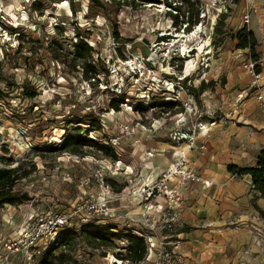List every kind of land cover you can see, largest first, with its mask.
I'll use <instances>...</instances> for the list:
<instances>
[{
	"label": "rangeland",
	"instance_id": "rangeland-1",
	"mask_svg": "<svg viewBox=\"0 0 264 264\" xmlns=\"http://www.w3.org/2000/svg\"><path fill=\"white\" fill-rule=\"evenodd\" d=\"M193 1L192 7H187L182 0L121 7L118 1L108 0H100L104 5L97 0H0V166L23 163L25 169H31L30 175L19 179L14 188L38 194L33 201L36 209L68 210L82 195L81 180L112 165L107 169L108 181L114 185L115 192L124 191L122 200L127 209L123 208L126 209L124 214L120 211L114 217L98 218L93 223L101 227L104 226L100 225L101 220H107L106 225L131 232L133 228H140L142 232L152 233L154 241H170L166 246L172 253L174 245L181 242L179 233L191 229L182 207L192 198H184L183 194L195 181L187 183L180 199L166 201L174 203L166 223L154 221L156 216L147 215L145 206L143 213L148 217L138 213L130 225L127 223L131 219L125 214L128 209H134L133 204L139 207L145 203L137 204L139 199L131 191L155 171L156 167L149 170V162L155 160L160 165L164 161L166 165L156 168L160 172L175 160L172 151L157 148L158 142L174 146L177 144L174 133L182 131L190 133L192 142L202 134L198 127L200 121L208 122L209 130L208 126L216 128L218 124L235 121L237 125L248 126L257 146L264 132L261 123L264 115L256 92L250 86L251 75L243 66L250 57L249 49L238 48L234 35L245 25L243 14L251 2L254 7L249 25H255L261 3L259 0ZM179 5L181 8H177ZM188 10L198 12L193 16L197 23H191L190 31L183 29ZM204 13L206 15L201 16ZM176 14H179L178 23ZM262 22L259 21L260 26ZM77 26L81 32H90L88 41L95 48V57L105 61L108 71L101 72L97 81L86 80L81 71L70 66V58L58 61L45 48L48 41L57 38L66 50H73ZM115 31L121 37L119 41ZM19 33H22L20 37ZM23 34L26 37L22 38ZM161 36L166 38L160 39ZM258 41L259 54H263L264 37L259 35ZM19 44L23 46L21 50ZM31 46L35 50L32 51ZM167 80H173L180 87H175L171 93L164 89ZM202 80L206 82L204 89ZM33 90L38 91L35 97L30 96ZM120 92H126L127 97L120 104V110H113L110 101ZM165 100L173 103L163 105ZM87 114L101 122V129L91 131L90 137L107 142L110 136L121 135L124 152L120 156L114 158L94 146L84 145L85 155L75 157L59 147L63 138L73 132L70 121L76 122ZM247 118H250L248 124ZM131 130L135 133H130ZM219 136L211 132L207 142L213 145ZM225 142L227 139L222 144ZM185 147L181 145L177 151ZM148 149H156L157 155L146 167L140 164V156ZM212 150H216V154L220 152L208 146L200 159L198 156L188 159L206 180L209 179L204 176L206 172L201 163L214 161L207 157ZM91 185L95 188L96 182L93 180ZM85 199L86 196L81 204ZM22 205L23 202H15L0 206V264H26L23 256L9 255L6 259L3 250L4 242L15 235L20 225L25 212ZM115 205L117 212L118 202L115 201ZM229 216L234 218L228 222L232 225L236 220L234 211ZM259 227L252 226V230H248V236H254L244 240L240 250L254 255L264 252V225ZM85 231V226L76 220L74 226L69 225L64 230L66 240L56 255L62 250L66 255L63 261L55 260V264H110L118 257L117 253H123L119 249L125 246L122 240L116 239L109 247L96 248ZM224 241H229L235 249L237 241L234 242L233 237ZM153 255L156 256L151 257L155 258L154 264L164 262V252L156 250ZM40 260L38 255L35 264ZM135 263L129 260L122 264Z\"/></svg>",
	"mask_w": 264,
	"mask_h": 264
},
{
	"label": "crops",
	"instance_id": "crops-1",
	"mask_svg": "<svg viewBox=\"0 0 264 264\" xmlns=\"http://www.w3.org/2000/svg\"><path fill=\"white\" fill-rule=\"evenodd\" d=\"M259 2L261 3L260 12L256 13L255 25L252 27L249 25L250 23L248 24V27L254 31L258 39L259 35L264 37V0H259ZM262 20L263 22L260 26L259 21ZM259 50L261 49L258 48V52ZM262 70L264 72V66ZM249 122L250 118H247L246 124ZM261 123L264 125V118L261 119ZM218 125L215 126L216 128L208 126L211 128L207 135L200 134L191 149L188 147V140H183L174 144V146L169 142H158L160 145L157 148L167 149V152L172 151V153L177 150V147L185 145L186 147L183 151L187 153L188 159L189 156L194 158L198 156L197 158L200 159L208 150V146L209 148L220 149L217 154L216 150H212V154H210L212 151L207 154V157L214 159V161L206 164L201 163L204 168L202 170L206 172L204 176L212 181L211 185L206 186L202 181L191 182L188 186L189 189H186L187 191L184 190V198L191 197L192 199L182 207L183 211H185L183 214L185 221L191 225V229L182 230L179 233L180 237H182L181 242H179L183 253L182 260L179 262L174 261L173 263L163 262L161 264H264V252L254 255L253 252L251 254L247 250H244V252L240 250L243 241L248 238L252 239L254 236V234L248 236V230H252V226L260 228V224L264 225V218L261 217L256 207L264 209V197L260 196L259 191L253 188L250 174L237 175L228 169V164H236L242 167L254 165L257 154L261 149H264V132L259 136L260 139L255 147L253 141L255 135L248 129V126L237 125L235 121L231 122V124L222 123ZM220 126L221 128H217ZM211 132L216 135L220 134L219 138L213 142V145L211 142H207ZM243 133L246 134L241 136ZM225 139H227V142L223 146L224 144L222 143ZM202 144H205L203 145V148L206 147L205 149L202 148ZM161 164L166 165L164 161ZM160 165L154 160L150 161L149 166H147L149 170H153L157 166L160 168ZM156 168L149 176H153V174L159 175L162 169L159 172L156 171ZM127 193L129 194V192ZM116 202H118V209L116 212L114 203L113 214H118L120 211L122 213L125 212L127 209L125 201L120 199ZM137 204L140 203L137 202ZM133 205L134 209L132 211L128 209L129 211L125 213L126 216L134 217L138 213L142 216L145 204H141L139 207H135V204ZM165 206H168L167 202H165ZM189 206L191 210H189ZM231 211H234L236 220L234 224L229 225L228 222L234 219L229 218ZM103 219L105 218L103 217ZM100 223V225H106L107 220H101ZM232 237L234 242L237 241L235 249L231 248L229 241H224L230 240ZM218 239H221V241L218 242ZM254 256H257L258 261L255 260L257 258H254ZM154 257L156 258V256ZM153 258H144L135 264H154Z\"/></svg>",
	"mask_w": 264,
	"mask_h": 264
},
{
	"label": "built area",
	"instance_id": "built-area-1",
	"mask_svg": "<svg viewBox=\"0 0 264 264\" xmlns=\"http://www.w3.org/2000/svg\"><path fill=\"white\" fill-rule=\"evenodd\" d=\"M253 2L249 5V9L243 14L245 25H248L251 21V11L253 9ZM221 9L218 11L220 13ZM204 13L201 16H205ZM244 69L251 75V87L256 92V99L263 111L264 115V72L262 67L264 66V53L260 54L256 59L251 56L243 62ZM173 80H167V84L164 89H167L171 93L174 92L175 87L180 86L175 84ZM183 83V82H180ZM1 89V88H0ZM165 90V91H167ZM113 110H115L113 108ZM206 123L201 121L198 123L200 133L206 134L209 128L206 127ZM212 124V123H211ZM207 129V130H206ZM205 131H207L205 133ZM130 133H135L131 130ZM190 133L188 132H175L173 139H176L177 143L183 140H189ZM95 138V137H93ZM96 139V138H95ZM198 138L194 137L192 142H188V147L191 149ZM115 151L117 155H121L124 152L122 146L121 135H112L108 138L107 142ZM78 157L79 154H73ZM157 155L156 149H148L140 156L141 165L147 166L150 159H153ZM84 156V155H80ZM175 160L168 164L167 167L161 170L159 175L155 178L147 175L143 180V183L139 187H135L131 193L139 199V203L145 202V208H147V215L155 217L154 221L158 222L163 220L165 223L170 220L171 209L174 208V203L167 202L168 206H165V202L173 198L180 199L182 196V190L186 187L190 181H203L207 186L211 184L210 180H206L203 174L196 171L192 164L189 163L187 153L181 151L177 154V150L173 152ZM118 160L117 162H119ZM116 162V166H118ZM112 165L106 166V169L97 170L92 176L83 178L80 182L82 186V195L76 199L73 206L68 210L58 211L53 208L48 209H36L33 205L38 194H30L31 198L23 201L25 205V212L21 218L20 225L14 236H11L3 244V250L6 255V259L9 255L23 256L26 264H35L36 257L41 255L45 250L50 248L53 244L58 243L62 239L64 230L69 226L75 225V220L84 225L86 229H91L98 218L112 217L114 203L120 199H123L124 193L113 189V184L108 181V170L111 169ZM96 182V187L93 188L92 181ZM31 186L33 184L31 183ZM86 196V202L81 204L83 198ZM177 204V203H176ZM22 205V206H23ZM152 210V211H150ZM146 218L144 213L142 214ZM149 217V218H150ZM131 220L128 221L127 225H130V221H134L133 217H129ZM98 221V220H97ZM98 225V224H97ZM106 226V225H105ZM117 232H126L120 230L117 227L112 228ZM132 232L135 235L143 237L146 241V259L153 256L155 251L164 252V262L173 263L174 261H181L183 253L181 252L179 244H175L171 251H167L166 244L170 241H154L155 236L148 232H142L140 228H133ZM157 239V238H156ZM125 244L123 248H119L124 253L127 251L128 240L126 238L120 239ZM158 240V239H157ZM176 249V251H175ZM116 257V255L113 254ZM118 258V257H117ZM115 258L110 264H122L124 261L129 259Z\"/></svg>",
	"mask_w": 264,
	"mask_h": 264
},
{
	"label": "trees",
	"instance_id": "trees-1",
	"mask_svg": "<svg viewBox=\"0 0 264 264\" xmlns=\"http://www.w3.org/2000/svg\"><path fill=\"white\" fill-rule=\"evenodd\" d=\"M51 2H62L63 0H50ZM92 2L96 0H91ZM99 3L101 5L102 2ZM111 2L118 1L121 7L125 6H138L139 4H146L148 2L154 3L159 2L160 0H108ZM185 2L187 7H192L194 5L193 0H182ZM153 5V4H151ZM181 5V4H180ZM177 6V8H181V6ZM40 10V7L37 8ZM178 11V10H177ZM177 13V12H176ZM198 12H192L190 10L187 11L186 15V26L183 28L184 30L190 31L191 23H197V18L193 19V16L197 15ZM176 23L179 22V14H176ZM16 28V27H15ZM177 28V27H176ZM178 29V28H177ZM90 32H81L80 27H75V41L73 42V50H66L63 46V43L60 39L53 38L48 41L45 48L51 54V56L58 60L65 62L67 58H70V66L73 70H78L82 72V75L86 80L97 81L99 79V75L101 72H107V68L105 67V61L101 60L98 57H95V48L88 41V35ZM22 33H19L20 37ZM26 36H22L24 38ZM115 38L119 41L121 39L118 31H115ZM166 37L161 36L160 39H165ZM234 38L237 39V47L249 49L250 56L256 59L260 54L258 52L259 41L256 37L254 31L248 27V25H244L240 28L237 33L234 35ZM29 41L30 37L28 38ZM24 41V39H23ZM19 48H23L22 44H19ZM120 54L123 56V52H121L120 47L118 46ZM19 50V51H20ZM31 50H35V47L31 46ZM124 57V56H123ZM202 89L205 88L206 82L202 80ZM126 92H120L117 94V97L110 101L111 107L120 110V104L126 99ZM38 94L37 90H33L30 93L31 97H35ZM0 95L2 92L0 90ZM163 105H171L173 101L165 100L162 102ZM92 114H87L83 118H80L78 121L71 120L73 132L68 133L64 138L60 148L67 150L73 154L85 155L82 147L84 145L94 146L99 151L108 154L111 157L116 158L117 154L114 149L104 142H99L95 138L90 137V132L93 130L101 129V122L99 118H95L91 116ZM88 125V126H83ZM85 128V132L82 130ZM229 171L237 174L244 175L250 174L252 177L253 188L259 191L260 196L264 197V149H261L257 155V161L255 165L252 166H239L236 164H228ZM31 173V169H25L23 163H18L16 166H0V206L5 203H15V202H23L31 198V195L27 191H18L14 187L19 179L23 177L29 176ZM260 212L261 217L264 218V209L256 206ZM95 225L91 229H86V233L91 239V245L93 247L99 246H112L115 243L116 239L126 238L128 240L127 251L124 253H117L118 257L123 259H129L133 262H139L143 260L146 256L147 246L146 241L143 237L133 234L130 230L126 232H117L113 230L114 226L104 225V226ZM65 232H63L62 239L58 241V243L53 244L50 248L45 250L40 256L42 260H40L39 264H55V260L60 259L64 260L66 253L64 250L56 255V251L59 249V246L65 242Z\"/></svg>",
	"mask_w": 264,
	"mask_h": 264
},
{
	"label": "bare ground",
	"instance_id": "bare-ground-1",
	"mask_svg": "<svg viewBox=\"0 0 264 264\" xmlns=\"http://www.w3.org/2000/svg\"><path fill=\"white\" fill-rule=\"evenodd\" d=\"M195 35H196V34H195ZM197 38H198V37H197ZM202 48H203V46L200 47V49H202ZM206 126H207V125H206ZM206 130H207V129H206ZM206 132H207V131H205V133H206ZM180 152H181V151L177 152V154H179ZM117 261H118V260H116V259L114 260V262H117Z\"/></svg>",
	"mask_w": 264,
	"mask_h": 264
}]
</instances>
